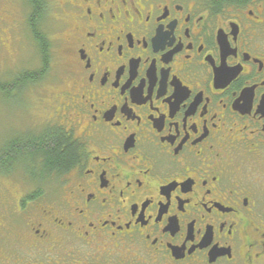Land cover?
<instances>
[{
  "label": "flooded vegetation",
  "instance_id": "af4514ba",
  "mask_svg": "<svg viewBox=\"0 0 264 264\" xmlns=\"http://www.w3.org/2000/svg\"><path fill=\"white\" fill-rule=\"evenodd\" d=\"M59 7L76 159L43 175L17 152L51 129L12 130L0 264H264V0Z\"/></svg>",
  "mask_w": 264,
  "mask_h": 264
},
{
  "label": "rangeland",
  "instance_id": "374dc122",
  "mask_svg": "<svg viewBox=\"0 0 264 264\" xmlns=\"http://www.w3.org/2000/svg\"><path fill=\"white\" fill-rule=\"evenodd\" d=\"M60 2L61 0H52L51 20H48L51 24L50 32L53 39L51 43L54 49L52 56L49 57L47 66L48 72L45 78V80H48L45 85L47 89H43L45 86L35 85L36 88L34 90L29 89V91L27 89L25 93L11 90L10 95L4 98L0 94V148L12 133L19 132L12 131L16 128H38L50 123L61 126L62 121H64L63 112L65 115V109L63 104L69 102L66 97H68L67 92L70 88V81H68L67 68L61 55L62 41L61 31L59 30L63 26V22L60 19ZM20 3L18 0H0V5L11 12L8 14L6 21L12 22V18L18 20L15 27L10 31L6 30V23L1 25V28H4L7 32L1 38L3 45L0 47V69L4 68L1 80H6V78L9 81L13 80L12 75L15 73L12 72L14 71L12 67L14 64H18L15 62L16 60L19 61L18 65L21 66V71L25 69L34 71L41 66V61L37 54L33 55L34 47L31 41L23 35L25 26L23 14L26 15L28 10L24 11L26 7H23V3L21 5Z\"/></svg>",
  "mask_w": 264,
  "mask_h": 264
},
{
  "label": "trees",
  "instance_id": "16d2710c",
  "mask_svg": "<svg viewBox=\"0 0 264 264\" xmlns=\"http://www.w3.org/2000/svg\"><path fill=\"white\" fill-rule=\"evenodd\" d=\"M30 12L27 14V21L23 17L24 23V37H27L34 47L33 55L39 57L41 66L39 69L30 71L25 69L20 70V65L12 67V79L16 80V85L20 93H25L28 89L34 90L35 85L45 86L48 80H45L47 75V66L49 64V57L52 56L53 46L51 37V6L45 0H29ZM25 14H23L24 16ZM47 20V21H46ZM49 24V25H48ZM21 34V32H20ZM51 39H49L50 37ZM49 37V38H48ZM18 72L16 73V71ZM2 71L0 69V79ZM17 74V75H16ZM7 80V78H6ZM47 89V87H43ZM5 94H10L11 89L3 86L0 83V91ZM3 94V93H1ZM6 96V95H5ZM49 123V122H48ZM41 128H50L51 131L36 132L35 135L30 136L29 133L24 135L21 143H25L24 149H18V158L26 160L25 164H32L34 169H42V174L46 175L50 172H59L64 170L69 164L76 159V148L74 143L62 131L59 124H47ZM6 164L5 161L0 160V165Z\"/></svg>",
  "mask_w": 264,
  "mask_h": 264
}]
</instances>
